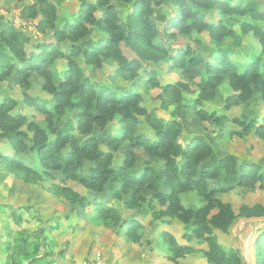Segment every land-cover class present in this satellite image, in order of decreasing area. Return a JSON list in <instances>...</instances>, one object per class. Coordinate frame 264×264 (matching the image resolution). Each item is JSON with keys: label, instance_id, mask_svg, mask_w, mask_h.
Returning <instances> with one entry per match:
<instances>
[{"label": "trees", "instance_id": "trees-1", "mask_svg": "<svg viewBox=\"0 0 264 264\" xmlns=\"http://www.w3.org/2000/svg\"><path fill=\"white\" fill-rule=\"evenodd\" d=\"M246 1L98 0L94 4L82 0L74 22L58 24L57 5L52 0H36L24 8V13L34 17L40 13L38 29L53 30V40L37 45L30 44L26 29L9 21L0 22V83L15 75L16 83L28 88L31 75L37 73L44 79V90L53 98L51 101L25 93L24 104L42 116L40 121H30L19 111L18 100L0 99V135L14 152L10 154L0 149V163L23 173L31 181L54 179V172H60L64 180L78 181L96 196L104 193L113 180L119 186L113 187L110 194L115 199L127 196L128 208L140 207L147 201V195L152 194L166 207L156 214L163 219L157 245L168 253L169 259L175 261L199 246L207 264H245L241 251L224 245L217 233H228L237 218L233 205L221 199L220 194L238 186L264 185L263 167L255 162L239 163L231 154L214 160V149L201 138L183 142L179 120L149 112L142 106V96L135 89L118 92L109 85L94 83L85 74L78 57L83 56L87 64L97 67L103 64V58L115 59L120 64L117 73L133 75L141 69L143 61L159 62L171 55L173 67L183 68L189 78L201 77V90L192 101L185 100L179 84L161 86L164 92L181 105L186 101L197 108L211 100L219 85L228 81L234 90L226 100L229 108L248 101L256 93L264 94V8L246 4ZM114 2L132 6L126 18L121 16ZM165 3L177 6L173 18L163 13ZM98 6L103 7L101 15L97 14ZM232 14L248 17L244 28L253 32L261 46L260 55L248 62L233 60L228 47L221 44L234 33L222 19ZM160 22H169L170 27L184 35L206 33L217 49L208 57L187 44L171 50L173 47L164 40L166 34L160 29ZM96 31L104 37L95 34ZM91 36L96 40L90 43ZM64 41L69 44L67 50L63 47ZM125 45L137 57H127ZM59 59L66 61L62 71L57 68ZM152 82L160 85L156 79ZM73 111V117H68ZM196 113L206 121L220 123L224 120L203 108ZM140 115L146 117L155 139L139 132ZM244 124L247 132L264 139V117ZM126 142L149 157L164 161L163 168L146 166L141 171L135 170L136 155L131 149L124 150L122 164L114 166V154ZM20 155L31 156V161L20 159ZM88 162L94 165L89 174L84 175ZM59 190L72 202L82 206L89 204L93 219L118 223L127 239L142 240L145 228L140 221H124L117 208L101 203L96 197L81 195L71 187ZM191 191L203 201L198 208L183 204L182 194ZM240 213L246 218H264V208L259 205L244 206ZM14 219L17 224L22 222L19 215H14ZM171 219L185 225L182 235L185 243L179 242L169 231ZM21 233L6 243L9 264L56 262L50 257L53 252L39 253L37 233L35 238H24ZM253 245V264H264V230L254 238Z\"/></svg>", "mask_w": 264, "mask_h": 264}, {"label": "rangeland", "instance_id": "rangeland-1", "mask_svg": "<svg viewBox=\"0 0 264 264\" xmlns=\"http://www.w3.org/2000/svg\"><path fill=\"white\" fill-rule=\"evenodd\" d=\"M58 8L57 23L62 24L72 21L76 17L82 4V0H52ZM97 4L98 0H86ZM36 0H0V22H11L18 28L26 29L31 37L30 44L50 42L53 30L47 29L42 32L37 24L40 22V13L35 17L24 13V8L35 3ZM246 4L262 6L264 0H247ZM121 16L126 18L132 10L130 4L114 2ZM97 14L101 15L103 7L98 6ZM163 13L168 18H173L177 6L165 3L162 7ZM220 19V16H217ZM247 16L232 14L222 19L233 29L234 33L228 37L222 45L228 47L231 58L239 63L248 62L254 56H259L261 46L252 31L246 30L244 24ZM259 21L258 24H263ZM167 23L160 22V29L166 34L165 41L172 46L171 50H177L185 44L192 46L196 52L206 57L211 56L217 49V45L208 38L206 33L196 32L184 35L173 29ZM95 34H100L95 32ZM104 37L103 34H100ZM96 40L91 36L90 43ZM65 50L69 44L63 42ZM186 47V46H185ZM124 51L127 57L135 58L136 54L126 45ZM173 53V51H172ZM171 55L164 57L159 62L143 61V66L136 74L117 73L120 64L115 59L103 58V64L99 67L89 65L83 56L78 57V62L85 74L98 85H109L118 92L135 89L142 96V106L149 112L165 119L175 118L182 124L181 140L183 142L193 141L197 138L204 139L215 151L214 160L226 155H234L239 163L255 162L260 164L264 170V139L258 137L254 132H247L244 122L264 117V94L256 93L248 101L226 107V100L234 93L230 83L224 81L216 90L215 96L205 101L202 106L193 108L184 101L181 105L170 95L163 91L161 86L165 84H179L182 94L187 101L198 98L201 90V77L189 78L183 68L173 67ZM57 68L62 71L66 68V61L59 59ZM152 79L160 85H154ZM44 79L37 73L30 77L28 88L16 83L15 75L0 83V99L10 97L20 102L19 111L27 115L30 121L41 120L42 116L33 108L24 104L25 93L36 97L53 100L52 96L44 90ZM203 108L209 113L223 117L218 123L202 119L196 110ZM75 112L68 113L73 117ZM139 132L155 139L154 130L146 122V117L139 116ZM117 120L115 121V124ZM114 124V123H113ZM114 124V125H115ZM26 128V127H25ZM1 134V132H0ZM0 149L5 152L11 150L9 142L0 135ZM131 149L135 152L136 161L134 169L141 171L146 166H152L161 170L164 161L158 157H149L140 148H132L130 142H126L119 151L114 154V166L122 164L123 151ZM20 159L30 162L31 156L20 155ZM93 163L88 162L83 174L90 172ZM54 179L31 181L23 173L10 170L0 163V264H9L7 261L6 243L15 236L24 234V238H35L39 253L53 252L54 264H84L87 260L101 256L102 264H207L203 252L196 246L194 252L177 257L172 261L168 253L160 250L157 245L163 219L156 214L166 207L159 204L152 194L147 195V201L140 207L128 208L127 196L123 199L112 197L111 189L119 185L110 181L106 191L94 195L84 185L74 180H64L60 172H54ZM213 185V183H211ZM71 187L81 195H87L91 199L95 197L101 203L109 204L117 208L124 221L136 219L144 226V235L140 242H132L127 239L121 231L118 223L111 221H100L92 218L90 205L82 206L72 202L64 196L59 189ZM57 193H56V192ZM220 198L233 205L237 218L228 233L217 232L220 241L227 247L239 249L244 257L245 264H253L254 238L264 230V218H246L241 215L244 206L253 207L259 205L264 208V185L258 183L252 187L238 186L227 192H221ZM185 206L196 208L203 204L201 197L191 191L182 194ZM14 215L22 217V222L17 224ZM124 225L125 222H122ZM179 242L185 243L182 235L185 225L177 219H171L168 226ZM34 236V234H36ZM192 243L196 244L193 240ZM205 246V245H204Z\"/></svg>", "mask_w": 264, "mask_h": 264}, {"label": "built area", "instance_id": "built-area-1", "mask_svg": "<svg viewBox=\"0 0 264 264\" xmlns=\"http://www.w3.org/2000/svg\"><path fill=\"white\" fill-rule=\"evenodd\" d=\"M84 264H102L101 256L87 260Z\"/></svg>", "mask_w": 264, "mask_h": 264}]
</instances>
